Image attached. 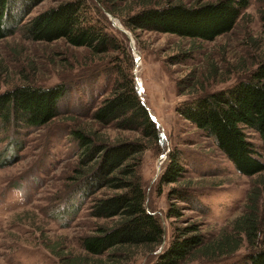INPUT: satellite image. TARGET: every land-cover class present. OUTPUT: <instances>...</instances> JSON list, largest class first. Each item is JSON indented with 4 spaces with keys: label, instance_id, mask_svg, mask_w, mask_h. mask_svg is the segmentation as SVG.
I'll return each mask as SVG.
<instances>
[{
    "label": "trees",
    "instance_id": "trees-1",
    "mask_svg": "<svg viewBox=\"0 0 264 264\" xmlns=\"http://www.w3.org/2000/svg\"><path fill=\"white\" fill-rule=\"evenodd\" d=\"M43 1L0 0V41L19 34L32 44L63 41L69 47L84 49L92 59L94 73L98 76L106 71L104 75L110 78L103 92L108 91L107 96L91 108V122L99 128L134 135L109 143L84 128L70 131L81 151L70 201L62 214L73 212L71 200L80 196L90 201L89 217L106 223L78 239L79 254L58 253V259L61 264H127L133 257L130 250L137 248L148 258L162 244L164 230L145 206L141 158L149 150L166 153L165 140L139 98L127 38L116 31L106 13L120 19L129 31L170 34L191 41L189 50L169 58L171 65H183L196 51L194 43H212L232 33L244 19L249 0H215L192 6L139 0L134 4L136 10L125 16H120L118 9L125 0H65L25 20ZM259 14L264 36V11ZM243 45L249 63L239 58L235 66L244 72L242 78L224 89L208 91L210 83L226 79L220 77L215 64L205 61L200 72L191 71L176 81L178 96L188 94V98L179 102L175 111L210 138L238 173L258 177L242 213L216 236L206 237L195 224L174 228L167 247L155 254L151 264H264V40L249 34ZM225 71L230 74L233 70ZM23 81L0 94V125L40 128L49 124L58 116L69 85L42 87ZM246 128L260 136L261 153L247 139ZM166 155L159 184H178L184 179L182 161L178 152ZM188 188H172L167 197L197 211L196 191ZM181 211V206L169 204L167 217L177 219Z\"/></svg>",
    "mask_w": 264,
    "mask_h": 264
},
{
    "label": "rangeland",
    "instance_id": "rangeland-1",
    "mask_svg": "<svg viewBox=\"0 0 264 264\" xmlns=\"http://www.w3.org/2000/svg\"><path fill=\"white\" fill-rule=\"evenodd\" d=\"M62 1L65 0H44L25 20ZM138 1L125 0L119 4L120 16H125L131 9L136 10L134 4ZM146 1L155 5L192 6L197 2L215 0ZM263 2L260 5L258 0H249L244 19L232 33L212 43H194L197 49L183 65H171L169 58L179 51L189 50L193 44L191 41L170 34L129 31L120 19L113 16L123 33L107 17L115 30L127 38L139 98L165 140V152H178L184 167V179L180 183L161 185L159 176L166 165V153L149 150L143 154L140 176L145 206L161 222L164 240L148 258L142 248L130 250L133 257L127 264H151L155 254L167 247L174 228L195 224L210 238L242 213L249 190L258 176L238 173L210 138L176 113V105L188 98V94L178 96L176 81L191 71L200 72L208 60L217 66L220 77L226 79L210 83L208 91L224 89L242 78L244 72L235 66L239 58L245 60V64L249 63L243 45L247 36L250 34L254 39L264 40L259 14L264 11ZM128 37L134 43L139 61L131 52ZM89 58L84 49L69 47L63 41L32 44L23 41L19 34L0 41V94L24 83L23 79L42 87L59 83L69 85L57 110L58 116L49 124L40 128L0 125V264H61L58 253L79 254L78 239L106 223L89 217L90 201L80 196L71 200L74 201L71 204L73 212L62 214V209L70 201L72 178L81 151L70 131L84 128L109 143L134 138L130 133L110 127L99 128L91 122V108L107 96L108 91L103 92L110 78L104 75L106 71L97 76ZM226 68L233 71L227 74ZM80 77L82 79L78 80ZM244 132L255 150L261 153L262 142L258 133L249 128ZM187 186L196 191L197 211L167 197L170 189ZM172 203L182 208L177 219L167 217Z\"/></svg>",
    "mask_w": 264,
    "mask_h": 264
},
{
    "label": "water",
    "instance_id": "water-1",
    "mask_svg": "<svg viewBox=\"0 0 264 264\" xmlns=\"http://www.w3.org/2000/svg\"><path fill=\"white\" fill-rule=\"evenodd\" d=\"M106 15L109 18V20L111 21V23H112L113 26H115L116 28H118L119 30H121L123 33H125L124 30L120 27V25H118V22L114 19V17L111 14L106 13ZM129 40H130L129 47L131 49V52L134 55V58L135 59H138V61H139V56H138V54L136 52V49L134 47V43H133V41L130 38H129ZM136 82L139 84L138 80ZM150 117H151L152 121L155 122L154 118L152 116H150Z\"/></svg>",
    "mask_w": 264,
    "mask_h": 264
},
{
    "label": "bare ground",
    "instance_id": "bare-ground-1",
    "mask_svg": "<svg viewBox=\"0 0 264 264\" xmlns=\"http://www.w3.org/2000/svg\"><path fill=\"white\" fill-rule=\"evenodd\" d=\"M138 82H139V80H138ZM139 84L141 85V83L139 82Z\"/></svg>",
    "mask_w": 264,
    "mask_h": 264
}]
</instances>
